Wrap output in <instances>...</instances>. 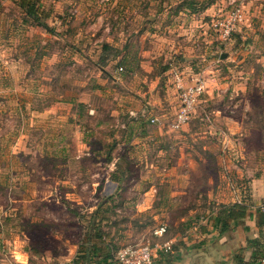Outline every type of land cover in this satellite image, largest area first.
<instances>
[{
    "label": "rangeland",
    "instance_id": "374dc122",
    "mask_svg": "<svg viewBox=\"0 0 264 264\" xmlns=\"http://www.w3.org/2000/svg\"><path fill=\"white\" fill-rule=\"evenodd\" d=\"M239 4L244 18L225 35L215 21ZM182 58L211 70L210 86L236 82L216 103L250 107L230 152L208 128L227 129L208 92L183 129L123 134L135 128V83L157 86L165 66L187 73ZM259 125L264 0H0L1 263L70 264L98 233L112 253L180 232L182 214L219 207L240 173L262 170L264 152L243 147L257 149Z\"/></svg>",
    "mask_w": 264,
    "mask_h": 264
},
{
    "label": "crops",
    "instance_id": "0c3cea01",
    "mask_svg": "<svg viewBox=\"0 0 264 264\" xmlns=\"http://www.w3.org/2000/svg\"><path fill=\"white\" fill-rule=\"evenodd\" d=\"M140 16L136 11L135 21L139 22ZM185 60L181 59L183 65L180 66H183L182 68L187 72L184 74L187 82H191L192 78L196 76L205 79L203 96L206 92L210 94L211 117L214 120L217 119L221 124L227 125V129H224L225 127H221L213 121L208 128L220 135H227L228 145L223 150L228 148L229 151L233 148L230 143L232 139H229L230 135L237 141L240 140L239 136L247 137L243 136L245 121L244 118L241 119V116L247 113L251 117L253 113L250 111V107L244 106L239 109L237 105L239 101H229L227 100L228 96L223 99L227 102L221 100L216 103V96L225 90L226 93H229L235 88L236 82L233 80L224 82L219 79L221 77L219 76L218 82L215 80L210 86L209 82H213V80L209 81L210 75H213L212 71L200 69L194 64L184 63ZM172 68L164 67L162 82L157 86L155 84L157 80L154 79H151L146 86L139 82L135 83V110H130L132 115L130 121L135 123V128L124 132V126L122 128L124 135L127 133L140 139L142 136H147V133L152 132L153 129H156L159 135L169 132L179 103L174 91V79L169 73ZM224 70V72L230 71L228 67H224ZM241 77L246 78L243 75ZM112 79H115L113 81L118 80L115 76H112ZM260 111L262 112V109ZM151 119L153 120L151 121ZM185 126L187 124L182 125L181 129ZM258 127L261 140L258 142L257 149L251 148L247 143L244 145L245 141L242 140L244 150L247 152L253 149L261 153L264 152L263 126L259 125ZM237 144H241V142L238 141ZM258 163L259 168L262 169L258 174L244 175V173H240L242 175L239 174L235 182L232 181L233 185L227 197L229 201L219 207L207 210L206 214L194 212L192 209L182 214L183 222L180 232L166 234L161 240H170L172 243L169 254L160 251L158 258L154 256V264H259V259L264 255V160H259ZM143 194L142 200L148 203L147 200L152 196V189L147 188ZM234 203L239 205L237 211L241 212V216L238 218L226 217L225 214ZM219 218L224 222L219 221ZM0 264H2L1 261Z\"/></svg>",
    "mask_w": 264,
    "mask_h": 264
},
{
    "label": "built area",
    "instance_id": "2783aa9c",
    "mask_svg": "<svg viewBox=\"0 0 264 264\" xmlns=\"http://www.w3.org/2000/svg\"><path fill=\"white\" fill-rule=\"evenodd\" d=\"M242 6L233 7L223 20L215 21L225 35H229L243 20ZM122 69L121 66L118 67ZM174 87L177 91L178 107L171 123L173 128H180L194 114L200 97L205 91V79L196 76L187 82L182 71H176L173 76ZM144 112V109H142ZM153 119H151L152 121ZM167 231V224L160 223L152 229L153 235L160 237ZM172 248L170 240L143 242L125 245L112 252L115 264H153L157 251L169 252ZM259 264H264V255L259 259Z\"/></svg>",
    "mask_w": 264,
    "mask_h": 264
},
{
    "label": "trees",
    "instance_id": "16d2710c",
    "mask_svg": "<svg viewBox=\"0 0 264 264\" xmlns=\"http://www.w3.org/2000/svg\"><path fill=\"white\" fill-rule=\"evenodd\" d=\"M239 205L234 203L228 209L225 214L226 217L232 218L241 216V212L237 211ZM219 221L224 220L219 218ZM99 242L93 241L89 243L88 247H85L81 255H76L70 264H115L112 253L109 252V244H105L104 239L101 237V233L97 234Z\"/></svg>",
    "mask_w": 264,
    "mask_h": 264
}]
</instances>
